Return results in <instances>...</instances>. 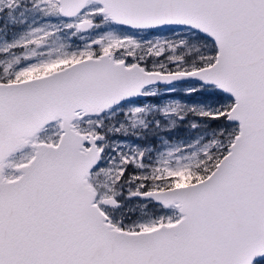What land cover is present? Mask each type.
Listing matches in <instances>:
<instances>
[{"label": "snow or ice", "instance_id": "6c2138e0", "mask_svg": "<svg viewBox=\"0 0 264 264\" xmlns=\"http://www.w3.org/2000/svg\"><path fill=\"white\" fill-rule=\"evenodd\" d=\"M0 264H264V0H0Z\"/></svg>", "mask_w": 264, "mask_h": 264}]
</instances>
